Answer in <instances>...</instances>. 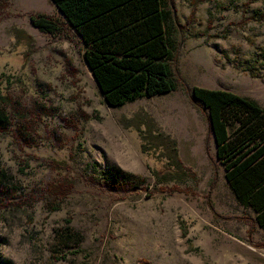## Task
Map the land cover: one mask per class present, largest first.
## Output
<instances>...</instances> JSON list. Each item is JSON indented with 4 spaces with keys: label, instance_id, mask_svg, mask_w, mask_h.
<instances>
[{
    "label": "rangeland",
    "instance_id": "rangeland-1",
    "mask_svg": "<svg viewBox=\"0 0 264 264\" xmlns=\"http://www.w3.org/2000/svg\"><path fill=\"white\" fill-rule=\"evenodd\" d=\"M172 2L176 90L112 108L80 39L32 23L34 14L61 17L52 0L9 1L0 21V88L24 117L12 111L0 139L7 188L0 196V264H264V229L232 192L207 113L190 99V89L202 87L264 109V0ZM14 29L34 39L28 60L27 43L17 45ZM137 113L178 141L196 184L156 189L149 167L161 165L142 153L136 130L123 126ZM52 160L67 164L58 169ZM112 168L145 183L113 192L99 173ZM63 184L67 197L54 189Z\"/></svg>",
    "mask_w": 264,
    "mask_h": 264
},
{
    "label": "trees",
    "instance_id": "trees-1",
    "mask_svg": "<svg viewBox=\"0 0 264 264\" xmlns=\"http://www.w3.org/2000/svg\"><path fill=\"white\" fill-rule=\"evenodd\" d=\"M9 1L0 0V21L8 16ZM52 2L61 17L34 14L30 17L32 23L44 33L59 35L72 31L80 39L84 60L110 107L121 108L176 90L177 56L169 31L174 21L172 0ZM13 34L17 45L26 41L28 60L34 52L33 37L19 29H14ZM3 77L11 86L9 77L5 74ZM190 99L207 113L209 134L215 140L216 156L225 167L232 192L253 214V225L264 229V109L232 92L202 87L191 88ZM13 103L10 94L0 88V139L12 126V111L24 117ZM123 126L136 130L142 153L161 165V169L149 167L156 189L179 192L188 182H198L195 171L181 159L178 141L164 132L150 115L137 113L131 120L124 119ZM18 133L22 140L28 141L20 129ZM50 164L63 169L67 163L52 160ZM99 173L104 185L113 192H132L145 183L119 168ZM0 175L1 196L7 191L2 179L5 170L1 167ZM54 189L63 197L70 191L64 184Z\"/></svg>",
    "mask_w": 264,
    "mask_h": 264
},
{
    "label": "water",
    "instance_id": "water-1",
    "mask_svg": "<svg viewBox=\"0 0 264 264\" xmlns=\"http://www.w3.org/2000/svg\"><path fill=\"white\" fill-rule=\"evenodd\" d=\"M87 64V63H86ZM88 66V65H87ZM89 68V67H88ZM90 70V69H89ZM91 72V71H90ZM93 76V75H92ZM93 78H94V76H93ZM94 80H95V78H94ZM96 82V81H95ZM96 84H97V82H96ZM98 85V84H97ZM99 87V86H98ZM99 90H100V88H99ZM101 92V91H100ZM102 94V93H101Z\"/></svg>",
    "mask_w": 264,
    "mask_h": 264
}]
</instances>
